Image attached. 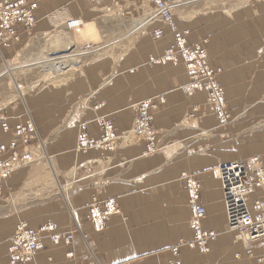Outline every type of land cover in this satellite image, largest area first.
<instances>
[{
    "label": "crops",
    "instance_id": "obj_1",
    "mask_svg": "<svg viewBox=\"0 0 264 264\" xmlns=\"http://www.w3.org/2000/svg\"><path fill=\"white\" fill-rule=\"evenodd\" d=\"M27 1L37 4V22L0 29V69L9 72L17 57L19 67L28 62L50 81L24 94L15 88L20 101L9 100L0 114L13 128L28 109L44 154L0 180V264L10 263L9 239L21 222L43 237L31 261L15 264H264L259 242L246 245L237 231L227 230L215 173L236 160L264 171V57L257 54L264 5L193 0L173 6L187 40L205 48L210 67L220 69L217 80L230 116L220 125L202 105V92L182 91L183 66L164 59L172 36L160 24L144 22L139 8L150 0ZM127 11L135 24L121 26L109 43L117 44L116 57L103 56L108 42L101 20ZM69 18L81 19V27L66 31ZM156 29L162 36L153 35ZM37 43L42 47L34 50ZM89 47L99 57H91ZM147 98L156 106L150 112L154 149L130 132L135 117L130 105ZM98 115L111 118L110 139L104 140L93 120ZM84 119L90 147L81 152L75 149L76 134ZM0 134L6 143L12 139L11 132ZM193 187L205 209L198 221L188 206ZM107 197L116 199L118 213L90 217L97 212L95 201ZM256 199L264 200V185L249 194V205ZM194 221L217 233L205 250L191 243ZM68 232L72 238L65 241Z\"/></svg>",
    "mask_w": 264,
    "mask_h": 264
},
{
    "label": "rangeland",
    "instance_id": "obj_2",
    "mask_svg": "<svg viewBox=\"0 0 264 264\" xmlns=\"http://www.w3.org/2000/svg\"><path fill=\"white\" fill-rule=\"evenodd\" d=\"M16 1H20V0H16ZM22 1H24L25 4L31 3V1H27V0H22ZM165 1H167L171 5V13H172L171 21L170 22L164 21L160 17L158 11H156V7L153 3V0H150V3H151L150 6L147 7V5H141L142 9L139 8L141 11L144 10L146 13L144 22H148V24H151V25L160 24L159 27H164L166 28V30L168 29L167 31H169L170 35L172 36V45L168 49L166 54L164 55V59H170L171 61H173L172 62L173 64L180 63L183 66L185 73H186L187 81L184 85L181 86L182 91L186 93L187 95L202 92L204 94V100L202 102V105L208 108L211 112H213L217 116V119L219 120L220 125L228 123V121L230 120V116H229V113L226 107L227 103L223 96V89L217 80V74L219 73L220 69H212L210 67L207 50L203 48L202 46H200L199 43L197 42L196 43L189 42L187 40L186 31L182 30L177 25V22L174 18L173 6L180 4V3H175V1L172 2V0H165ZM188 1H193V0H188ZM256 1L257 0L248 2L247 5H249V7L253 9H255V6L260 3L261 5H264V0H262L261 2H256ZM246 2H247L246 0H228V6L233 5V7H235L240 4H244ZM34 12L35 11H32L30 13L31 14L30 18L32 20L31 23L27 24L24 22L25 23L24 24L22 22H18V23L11 25L9 28H4L0 26V29H6L7 31H12V28L18 24L31 28L37 22V19L34 16ZM113 13L114 12H110L109 17H107L104 20L102 19L100 23L101 25H104L106 29V32L104 35L108 42L107 48L101 50V53L103 56L115 58L116 52H117V49H116L117 44H109V43L114 42L119 37L118 29H121V26H126L127 24L128 25L135 24L134 23L135 18L130 20L131 18L129 17L131 16L128 15V13H130L129 11L124 12V14L122 13V17L120 16L115 17ZM136 24H139V20L137 21ZM77 33L76 32L74 33V37L76 38L80 36V35H77ZM176 33H178L181 36L182 39L180 40L179 45L181 48L185 47V51H182L181 49H179L178 41L175 38ZM1 35H2V32H0V39H1ZM153 35L157 37L162 36V30L156 29ZM260 42L262 45L258 48L257 54L260 57H264V36L262 39H260ZM36 45L39 47L34 48V50L40 49L42 47L41 44L39 43H37ZM87 49H88V52L89 50L91 51V57H99L98 51L93 53V51L96 48L93 49L92 47H89ZM177 58L179 59L177 60ZM12 62H16V63H10V67H11V70L9 71L10 73L8 72V69L6 68V66L0 69V109L1 107L9 103V100L11 101V103L19 100L20 95H18L16 89L18 90L20 94H22V92L24 94L26 91H28L32 87H35L37 84H38L37 87H39L41 84L43 85L47 81H50L49 78L43 80L41 77L42 76L41 73L38 72V70L35 68L34 65H30V63L27 62V63H24L26 64V66L19 67L17 63H20V62L18 61L17 57L16 59L12 60ZM160 99H162V96L160 97ZM143 105H146L147 115L145 118L146 121L141 122L140 119L142 120V115H141L140 109L142 108ZM130 106L131 108H133L135 112V117H134L133 125H132L130 132L133 133L135 136H138L140 139L149 141V144L151 145L150 148L152 149L157 148L155 147V144H153V140L157 132L153 127L152 117L150 113L151 110L155 109L156 107L155 104L152 102L150 98H147V99H142L137 102H134ZM191 116H192V112H189L186 114L187 118ZM0 118H5L6 122L8 123L9 117H7L6 115L0 114ZM29 118L31 119V122L33 123L35 133L25 143H23L22 138L19 141V143L18 141L14 140L15 145L17 144L18 151H17V158L13 161L10 160V165H13L11 167L12 171L10 173H13L15 170L19 168L25 167L27 165H30L38 161L42 155V152L44 154L43 140L40 137V134L37 130L32 114L28 111V109L25 110V113L20 115V118L16 120L15 123L20 121V122H23L24 125H26V122ZM99 118H103L105 125H108L107 124L108 122L109 128L108 126L104 127L103 123H102L103 125L98 123ZM93 120H95L96 123L98 124V127L103 130L102 137L104 138V140L110 139L112 135V127H113L111 118L108 115H98ZM88 122H89L88 120L84 119V120H80L78 123L77 134H76V147H75L76 151L85 152L86 149L90 147V144L88 141ZM82 128H84V132L86 134L84 141H81L80 139L83 133ZM11 140L7 143L2 140L1 141L4 144L8 145L11 143ZM10 157L11 156H10L9 151H6L1 155L0 159L8 160ZM84 169L86 172V166L84 167ZM252 171H255V170L252 169ZM91 173H96V172H91ZM262 173H264V171ZM197 195H198V192H197ZM115 200L116 199L113 197L97 199V201H95V208L97 210L96 215L91 213L90 217L97 218V219H101V218L104 219L103 217H106L107 215L111 213H118V207L115 203ZM182 243H185V242H182Z\"/></svg>",
    "mask_w": 264,
    "mask_h": 264
},
{
    "label": "built area",
    "instance_id": "obj_3",
    "mask_svg": "<svg viewBox=\"0 0 264 264\" xmlns=\"http://www.w3.org/2000/svg\"><path fill=\"white\" fill-rule=\"evenodd\" d=\"M173 1H176L175 3H180L187 0H172V2ZM153 3L160 17L164 21L170 22L172 15L170 3L165 0H153ZM26 4L22 0L0 1V26L9 27L19 21L31 23L32 20L30 18V13L36 8V3L33 2ZM80 25L81 20L79 18H71L66 21L64 27L66 30L70 31L78 28ZM175 38L178 41L179 49L185 51V47L181 48L179 45V42L182 39L181 36L176 33ZM140 112L142 115V120L140 119V121H146V105L142 106ZM98 123L103 125L105 122L103 118H99ZM107 124L108 125L104 124V127L108 126L109 128V123L107 122ZM0 129L4 133H12V140L8 145L1 141L2 138L0 134V157L6 151H9L11 156L8 160L0 159V180H3L11 174V167L13 165H10V160L13 161L17 158L18 150L15 141H18L19 143L22 138L23 143H25L34 135L35 129L30 118L27 120L26 125H24L23 122L18 121L13 128L9 127L5 118H0ZM82 129L83 133L80 139L81 141H84L86 134L84 128ZM262 172V170L252 171L248 166V163L243 160L228 162L219 165L216 168V174L222 194L221 200L225 217L229 225L228 227L232 230H238L241 234L240 236H242L243 239L246 238V240L244 239L246 244L256 241L264 247V200L256 199L251 205L248 203L249 194L256 187L264 185V173ZM188 206L192 211L194 220L198 221V219L203 216L205 209L198 202V195L194 187L190 188L189 191ZM193 226L200 245H206L208 237L211 239L216 238L214 232L201 231L198 225ZM42 237L40 229H33L29 227L26 222L19 223L10 238V253L12 260L22 256H27L28 259H30L32 254L39 247V241ZM62 238L65 239V241H70L72 238V232L66 233ZM51 240L57 242L58 237L52 235ZM259 260H264V255Z\"/></svg>",
    "mask_w": 264,
    "mask_h": 264
},
{
    "label": "bare ground",
    "instance_id": "obj_4",
    "mask_svg": "<svg viewBox=\"0 0 264 264\" xmlns=\"http://www.w3.org/2000/svg\"><path fill=\"white\" fill-rule=\"evenodd\" d=\"M188 1V0H187ZM176 2V1H175ZM183 2V1H182ZM31 3H33V2H31ZM35 3V2H34ZM181 3V2H180ZM36 8H37V4H36ZM36 8L33 10V11H35L36 10ZM69 19H71V18H69ZM68 20V19H67ZM66 20V21H67ZM81 20V19H80ZM66 21H65V23H64V26H65V24H66ZM19 22H22V21H19ZM22 23H24V22H22ZM15 24V23H14ZM25 24V23H24ZM28 24V23H27ZM13 25V24H12ZM81 25H82V21H81ZM81 25L78 27V28H80L81 27ZM2 26V25H1ZM11 26V25H10ZM9 26V27H10ZM3 27V26H2ZM9 27H4V28H9ZM78 28H75V29H73V30H70V31H74V30H76V29H78ZM66 31H68V30H66ZM236 161H240V160H236ZM248 166L250 167V164H248ZM251 168V167H250ZM254 170V169H253ZM218 178V177H217ZM219 181V180H218ZM220 192H221V189H220ZM221 197H222V194H221ZM222 201V200H221ZM222 205H223V203H222ZM223 210H224V208H223ZM204 214H205V212H204ZM204 214H203V216H204ZM225 214V213H224ZM202 216V217H203ZM201 218V217H200ZM225 219H226V217H225ZM22 223V222H21ZM226 224H227V230L228 231H237L238 233H239V235H241L240 234V232L238 231V230H232L230 227H228L229 225H228V222H227V219H226ZM193 225H198L199 226V228L201 229V231H205V232H212L213 233V231H210V230H205V229H202L201 228V226L199 225V223L198 222H196V221H194V223H193ZM17 227V226H16ZM194 227V226H193ZM230 228V229H229ZM15 230H16V228H15ZM14 230V231H15ZM194 230H195V228H194ZM14 233V232H13ZM215 233V232H214ZM216 234V238H217V233H215ZM13 235V234H12ZM11 235V236H12ZM241 237V239H242V241H243V243L244 244H246L245 243V241H244V239L246 240V238H244L243 239V237L242 236H240ZM246 237V236H245ZM11 238V237H10ZM206 238V237H205ZM215 238V239H216ZM208 240H207V242L208 241H211V240H215V239H211L210 237H208L207 238ZM9 241H10V239H9ZM206 242V243H207ZM191 243H194V244H196V245H198L199 246V248L201 249V250H205L206 249V245H200L199 244V239H198V237H196V234L194 233V240L191 242ZM251 243H253V242H250L249 244H251ZM249 244H246V245H249ZM261 247H262V245H261ZM10 249V248H9ZM262 249H263V255H264V247H262ZM262 255V256H263ZM261 256V257H262ZM32 257V256H31ZM261 257H259V259L261 258ZM17 261H27V262H29V261H31V258L30 259H28V257L27 256H22V257H19V258H14V260H12V258H11V253H10V263L9 264H15ZM262 262H264V260H261Z\"/></svg>",
    "mask_w": 264,
    "mask_h": 264
}]
</instances>
